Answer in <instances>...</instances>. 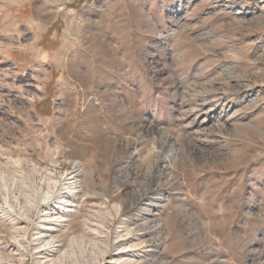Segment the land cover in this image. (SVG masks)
Listing matches in <instances>:
<instances>
[{
	"label": "rangeland",
	"instance_id": "obj_1",
	"mask_svg": "<svg viewBox=\"0 0 264 264\" xmlns=\"http://www.w3.org/2000/svg\"><path fill=\"white\" fill-rule=\"evenodd\" d=\"M0 264H264V0H0Z\"/></svg>",
	"mask_w": 264,
	"mask_h": 264
},
{
	"label": "bare ground",
	"instance_id": "obj_2",
	"mask_svg": "<svg viewBox=\"0 0 264 264\" xmlns=\"http://www.w3.org/2000/svg\"><path fill=\"white\" fill-rule=\"evenodd\" d=\"M71 179H72V178H71ZM71 179H70V180H71ZM74 183H75V182H72V183H69V184H70V185H74ZM65 200H66V201H65ZM64 201H65V202H64ZM65 203H67V204L69 203V204H68L69 206H72V205H73L71 201H68L67 197H66V199H65V197H64V200H62L61 205L65 204Z\"/></svg>",
	"mask_w": 264,
	"mask_h": 264
}]
</instances>
